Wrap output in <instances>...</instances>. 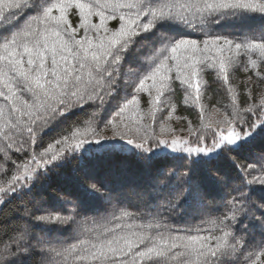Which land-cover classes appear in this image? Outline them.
<instances>
[{
  "label": "snow or ice",
  "instance_id": "6c2138e0",
  "mask_svg": "<svg viewBox=\"0 0 264 264\" xmlns=\"http://www.w3.org/2000/svg\"><path fill=\"white\" fill-rule=\"evenodd\" d=\"M0 264H264V0H0Z\"/></svg>",
  "mask_w": 264,
  "mask_h": 264
},
{
  "label": "trees",
  "instance_id": "16d2710c",
  "mask_svg": "<svg viewBox=\"0 0 264 264\" xmlns=\"http://www.w3.org/2000/svg\"><path fill=\"white\" fill-rule=\"evenodd\" d=\"M70 19L72 20L73 24H75L76 21L78 20V17H70ZM247 75H250V73L246 74L240 67L234 70V78L232 82L234 84H238L241 91L243 89L242 81L246 79ZM205 79L209 81V84H210L209 91L206 96V103L208 104L209 108L221 106L223 103L228 102L227 97L224 93V90L219 86V84L211 83L215 79L214 74H206ZM258 91L259 89H254V92H258ZM207 97H210V99H208ZM147 99L148 97L146 94L142 96V103H141L142 108L147 107V103H146ZM173 100L178 105L177 113H176L177 115H187L189 119L193 120L194 123L197 122V118H196V115L193 114V110L190 108H187V106L183 104V92L181 90L177 89V92L174 95ZM243 100H244V97L243 95H241V102H243ZM171 123L175 128L179 129L182 126L186 127L187 122L186 121L177 122L173 120L171 121ZM179 134L187 135L186 132L179 133ZM113 167H114V164L111 161L99 160L94 163V168L98 174V178H107L113 183H119L122 177L119 176L118 174H113L111 176L105 177V173L110 168H113ZM80 178H81L80 176L74 175L71 169H69L59 179L58 183H60L63 186H71L77 179H80Z\"/></svg>",
  "mask_w": 264,
  "mask_h": 264
}]
</instances>
